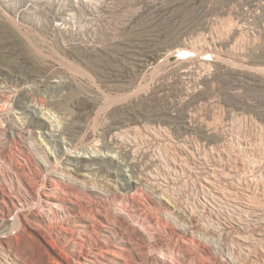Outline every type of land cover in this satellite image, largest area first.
Segmentation results:
<instances>
[{"label": "rangeland", "instance_id": "rangeland-1", "mask_svg": "<svg viewBox=\"0 0 264 264\" xmlns=\"http://www.w3.org/2000/svg\"><path fill=\"white\" fill-rule=\"evenodd\" d=\"M117 261L264 264V0H0V264Z\"/></svg>", "mask_w": 264, "mask_h": 264}, {"label": "bare ground", "instance_id": "bare-ground-1", "mask_svg": "<svg viewBox=\"0 0 264 264\" xmlns=\"http://www.w3.org/2000/svg\"><path fill=\"white\" fill-rule=\"evenodd\" d=\"M48 164H49V162H48ZM50 181L53 182V183H56L55 180H53V179H50L49 181H47L45 183V185H44L46 187V189L42 193V197H43L44 205L47 208H49V210L52 212L55 209H59L60 202L61 201H60L59 196H58V192H59L58 191L59 190L58 188L59 187L57 186L58 188L57 187L55 188L54 187V184L50 183ZM124 182H125L126 188H133V187H136L137 186V184L135 183V181H133L132 179H127L126 178V179H124ZM210 189L212 190L213 187H210ZM214 197L215 198H220L221 197V193L219 191H214ZM256 216H258V215H256ZM117 262H118V264H123L121 261H117Z\"/></svg>", "mask_w": 264, "mask_h": 264}]
</instances>
